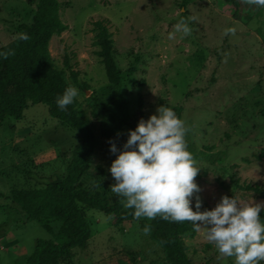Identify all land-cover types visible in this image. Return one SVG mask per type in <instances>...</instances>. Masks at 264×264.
<instances>
[{"label": "rangeland", "instance_id": "obj_1", "mask_svg": "<svg viewBox=\"0 0 264 264\" xmlns=\"http://www.w3.org/2000/svg\"><path fill=\"white\" fill-rule=\"evenodd\" d=\"M58 2L66 29L50 37L47 51L52 66L79 90L75 114L94 134L88 169L76 188L102 192L124 207L111 192L108 166L115 153L109 142L119 149L128 129L165 104L185 121L187 147L200 168L194 178L200 210L212 208L221 195L264 204V196L243 189L264 186V6L248 0ZM34 3L0 0V48L31 23ZM180 17L191 28L187 35L174 29ZM95 20H103L111 35L116 83L107 80L95 54ZM70 71L88 89L77 87ZM78 141L77 132L51 118L42 104L28 103L18 120H0V264H24L37 239L60 241L61 222L28 219L13 194L61 178ZM77 205L90 227L88 239L70 247L69 258L41 255L37 264H170L142 231L149 218L113 225L112 215ZM191 206L196 210L194 201ZM203 233L195 227L181 236L191 263L234 264Z\"/></svg>", "mask_w": 264, "mask_h": 264}, {"label": "trees", "instance_id": "obj_2", "mask_svg": "<svg viewBox=\"0 0 264 264\" xmlns=\"http://www.w3.org/2000/svg\"><path fill=\"white\" fill-rule=\"evenodd\" d=\"M34 7L31 23L20 26L21 31L27 33L29 38L22 40L17 37L0 48V51L5 52L12 50V54L0 57V120L5 117L18 120L28 103L42 104L51 118L74 129L79 141L71 150L61 178L46 179L42 188L13 194L14 204L28 219L40 220L47 217L61 222L58 231L60 241L37 239L24 264H37L41 255L47 259L61 255L69 258L68 249L82 245L88 239L90 227L77 202L112 215L113 225L135 218L131 208L123 207L119 201L110 202L104 193L75 187L88 169V161L94 149V134L90 126L76 116L75 99L63 109L55 102L56 97L68 85L61 73L52 66L47 51L50 37L66 29L59 17V2L35 0ZM92 30L93 44L98 48L95 54L100 58L107 80L116 83L118 77L111 55L112 40L107 25L103 20H95L92 22ZM70 77L77 87L88 89L86 83L77 82L75 72L70 71ZM259 158L260 155L257 156ZM243 189L264 196V186L245 184ZM259 215L264 220V209ZM147 225H150V239L162 249L170 264H192L181 238L188 229L191 234L194 232L195 225L192 222L164 220L156 216Z\"/></svg>", "mask_w": 264, "mask_h": 264}, {"label": "clouds", "instance_id": "obj_3", "mask_svg": "<svg viewBox=\"0 0 264 264\" xmlns=\"http://www.w3.org/2000/svg\"><path fill=\"white\" fill-rule=\"evenodd\" d=\"M264 6V0H248ZM176 32L185 35L191 28L184 17L174 24ZM232 31V29H228ZM28 34L19 33L27 40ZM12 54L0 51V57ZM78 89L68 84L56 97L63 109L73 103ZM185 121L174 109L160 104L155 113L140 118L135 127L127 130V138L118 149L109 142V151L115 153L108 171L114 178L111 192L123 198L124 207L131 208L135 218L159 216L170 221H190L204 229V238L213 243L218 253L234 257V264H261L264 261V220L259 213L264 204L239 201L233 196L221 195L212 208L200 210V186L195 177L196 166L188 150ZM194 201L196 210L191 206ZM150 231V225L142 229Z\"/></svg>", "mask_w": 264, "mask_h": 264}]
</instances>
